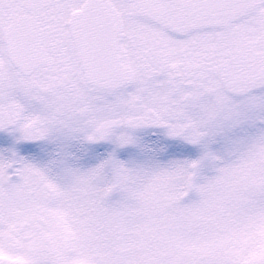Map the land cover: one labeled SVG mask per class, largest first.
Wrapping results in <instances>:
<instances>
[{
  "label": "snow or ice",
  "instance_id": "6c2138e0",
  "mask_svg": "<svg viewBox=\"0 0 264 264\" xmlns=\"http://www.w3.org/2000/svg\"><path fill=\"white\" fill-rule=\"evenodd\" d=\"M0 264H264V0H0Z\"/></svg>",
  "mask_w": 264,
  "mask_h": 264
}]
</instances>
